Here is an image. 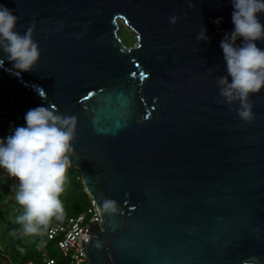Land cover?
<instances>
[{
    "label": "water",
    "instance_id": "1",
    "mask_svg": "<svg viewBox=\"0 0 264 264\" xmlns=\"http://www.w3.org/2000/svg\"><path fill=\"white\" fill-rule=\"evenodd\" d=\"M0 4L21 33L34 25L41 51L32 71L0 67L12 130L38 106L77 118L68 169L101 217L85 241L91 264H264V90L245 122L217 84L231 0ZM203 27L210 41L196 39Z\"/></svg>",
    "mask_w": 264,
    "mask_h": 264
},
{
    "label": "clouds",
    "instance_id": "2",
    "mask_svg": "<svg viewBox=\"0 0 264 264\" xmlns=\"http://www.w3.org/2000/svg\"><path fill=\"white\" fill-rule=\"evenodd\" d=\"M231 4L234 28L220 42L227 75L219 77L217 84L223 101L229 106L238 105L235 110L240 119L251 122L255 114L250 97L264 90V48L257 44L264 42V23L260 19L264 0H231ZM221 19L215 23L219 24ZM170 20L175 23L177 18ZM18 22L14 10L0 4V52L3 53L0 67L7 60L17 75L32 71L41 58L39 43L33 35L34 25L21 33ZM196 39L210 41L206 27ZM24 120L25 126H16L12 134L0 138V168L19 181L15 199L24 208V214L18 221L27 233H34L38 226L47 225L52 217L63 212L59 196L64 191L67 169L72 165L70 153L74 152L77 118L49 106H38L30 109ZM104 207L115 210L111 202ZM83 213L87 211L80 214ZM69 220L61 224L67 226ZM53 224L56 223L47 227V236ZM62 237L61 234L55 238L48 236L56 239L58 246Z\"/></svg>",
    "mask_w": 264,
    "mask_h": 264
},
{
    "label": "trees",
    "instance_id": "3",
    "mask_svg": "<svg viewBox=\"0 0 264 264\" xmlns=\"http://www.w3.org/2000/svg\"><path fill=\"white\" fill-rule=\"evenodd\" d=\"M133 42L134 39L132 38V44ZM10 103V88L5 83H0V120L6 119L4 110L8 105H10ZM59 199L62 203L63 212L58 217H52V223H65L69 218L87 211V209L92 206L91 197L85 190L79 169H67L64 191L60 194ZM20 210H23V207H21ZM0 223L5 226L3 231L4 245L3 247H0V254L4 258L9 259L11 264H14V261L12 260V251L14 249L15 251L22 250V248L27 244V240L24 237H30L24 234V225L19 222V226L18 221L14 220L13 216L8 214V209L0 211ZM33 240L38 242L37 238L30 239L32 242ZM43 241L45 242L44 247L37 244L28 255H25L26 257L23 262L17 264H27L29 262L46 264L44 262V257L46 256L53 258L55 260V264H70L68 257H65L62 253L56 239H49L46 235Z\"/></svg>",
    "mask_w": 264,
    "mask_h": 264
},
{
    "label": "built area",
    "instance_id": "4",
    "mask_svg": "<svg viewBox=\"0 0 264 264\" xmlns=\"http://www.w3.org/2000/svg\"><path fill=\"white\" fill-rule=\"evenodd\" d=\"M18 184L19 181H17L16 185L18 186ZM100 220L99 211L94 202H92V206L87 210V213L70 218L69 225L53 224L49 229L48 236L55 238L59 234L63 235L59 240V246L63 254L69 258L70 264H91L85 249V241H89V230L92 225ZM44 262L46 264H55V260L47 256L44 257ZM27 264L36 263L29 262Z\"/></svg>",
    "mask_w": 264,
    "mask_h": 264
},
{
    "label": "rangeland",
    "instance_id": "5",
    "mask_svg": "<svg viewBox=\"0 0 264 264\" xmlns=\"http://www.w3.org/2000/svg\"><path fill=\"white\" fill-rule=\"evenodd\" d=\"M119 34H120L121 38L123 39L124 43L127 45H133L132 44V38L134 39V42H135L136 36H135L134 32H130L128 29L122 27L119 31ZM12 132H13V130L10 127L8 121L6 119L5 120L1 119L0 120V138L7 137L8 135L12 134ZM12 181H13V183L11 184ZM17 181L18 180L15 177L9 176L4 169L0 168V194L5 189L4 187L6 186L7 183L11 184V186H12V188L10 187L11 194L16 193L17 188H18V186L16 185ZM6 193H7L6 198L8 199L10 194L8 191ZM3 195L4 194H2V196ZM9 199H10V197H9ZM0 204H2V203L0 202ZM1 206H3V205H0V208H1ZM15 206L17 207L18 203H14V201H10V203L8 204V214L10 216H13L14 220L18 221V217L21 216L22 214H24V208H23V210L17 211ZM1 211H4V207L1 209ZM52 222H53V219L51 218L49 223L46 226H42V225L38 226L37 231L34 233H27L25 231V229L23 228L24 234L26 236H29L30 238L24 237L27 240V244L22 248V250H18V251L16 250L15 251V249H14L12 251V256H13L12 260L14 261L15 264L23 262L24 258L26 257L25 255H28L29 252L37 244H40V246L44 247L45 242L43 241V239L46 237L47 227ZM18 225L20 226L19 221H18ZM4 227L5 226L2 225V223H0V247H3V245H4L3 244L4 243V235H3ZM35 237L37 238L38 242L37 241L35 242V240H33V242L30 241L31 238L34 239ZM5 255H7V254H5ZM0 261H3L4 264H11L9 259L4 258L1 254H0Z\"/></svg>",
    "mask_w": 264,
    "mask_h": 264
},
{
    "label": "crops",
    "instance_id": "6",
    "mask_svg": "<svg viewBox=\"0 0 264 264\" xmlns=\"http://www.w3.org/2000/svg\"><path fill=\"white\" fill-rule=\"evenodd\" d=\"M13 183V181L11 182V184ZM11 184H6V186L4 187L5 189V191L7 192H9V194H10V199H9V197H8V199L6 198V196H7V193L3 190L2 191V193L0 194V202L2 203V204H0V205H3V206H1V208H0V211H1V209L4 207V210H6V209H8V204L10 203V201H14V203H17V201H16V199H15V194L16 193H13V194H11V192H10V187L12 188V186H11ZM2 194H4L3 196H2ZM21 205H19L18 204V206L16 207L15 206V208H16V210L17 211H19L20 209H21ZM36 238V237H35ZM0 264H4L3 263V261H0Z\"/></svg>",
    "mask_w": 264,
    "mask_h": 264
}]
</instances>
